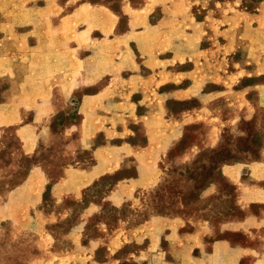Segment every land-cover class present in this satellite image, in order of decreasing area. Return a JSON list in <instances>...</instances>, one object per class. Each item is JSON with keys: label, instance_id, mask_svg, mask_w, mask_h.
Segmentation results:
<instances>
[{"label": "rangeland", "instance_id": "obj_1", "mask_svg": "<svg viewBox=\"0 0 264 264\" xmlns=\"http://www.w3.org/2000/svg\"><path fill=\"white\" fill-rule=\"evenodd\" d=\"M10 99L27 123L41 109L35 129L57 135L39 155L13 156L15 125L5 128L0 264H264L261 206L217 171L241 154L227 133L207 143L231 127L179 119L205 104L224 121L234 104L264 114V0H0V103ZM244 124L264 132V117ZM164 131L182 133L156 154L155 182H124L116 132ZM69 137L90 147L65 149ZM100 145L107 176L74 191L48 183L32 208L35 192L11 194L36 158L59 180L64 166L93 164Z\"/></svg>", "mask_w": 264, "mask_h": 264}, {"label": "crops", "instance_id": "obj_2", "mask_svg": "<svg viewBox=\"0 0 264 264\" xmlns=\"http://www.w3.org/2000/svg\"><path fill=\"white\" fill-rule=\"evenodd\" d=\"M26 101L23 105L33 104V100L28 99ZM36 103H38L37 100ZM12 105L11 99L0 103V149L5 147L4 140L9 133L5 132V128L11 125H15V127L10 134L17 140L19 145L16 149L9 150L13 156L18 155L32 158L33 155H39L43 149L52 147L53 142H50L52 140L51 137H54L57 133L37 132L35 129L37 126L36 120L38 115L41 114V109H35L31 112V118L34 119L27 123L21 120V114L17 113L14 108H11ZM217 110L219 112H216ZM200 113L206 118H217L219 120H209L215 128L217 127V131H219V126L224 124V122L231 127L230 132H208L207 143L211 147L219 145V143H223L224 141L222 138L223 134H228L230 137V142L228 143L229 151L233 154L241 155H236L232 159L221 162L217 167V171L226 180L237 186L244 205L256 203L261 206L257 223L264 226V132H250L248 128L241 127L245 125L244 123L254 125L256 121H260L264 117L262 108H258L255 104L251 108L246 103L241 105L234 104L228 110L227 121H224L223 110L214 109L212 111L211 107L209 109L208 105L205 104L193 112L184 111L179 116L180 122L183 124L191 119H195ZM116 133L119 136L125 137L122 139L121 145L116 146L117 149L125 151V154L122 156L125 160L122 159L124 161H122L123 166H118L115 168V171L119 173L121 170L131 169V176L122 178L119 176V178H124V182L130 181V183L137 187H143L153 184L156 180V154L164 152L182 132H141V135L138 132ZM130 133H132V141H128V138H131ZM90 141V139H85L84 142L81 139L76 141L72 137H69L64 147L72 152H76L80 149L89 148ZM214 141H216L215 144ZM106 149L103 145L95 149V154H99L100 156L93 164L62 167L59 180L58 178L53 180L52 167L49 160L36 158L29 165L21 185L15 188L11 194H15L18 191L35 192L34 195L29 196L30 202L27 206L28 208H32L40 200L38 193L48 183H52L53 191L59 190L64 185H73V188H70L69 191H74L77 189L74 185L78 183L82 188L84 185L90 184L94 179L108 175V163L105 156ZM253 151L256 152L255 157L245 156V154ZM69 158L71 157L69 156ZM75 176L78 180L72 183L71 177L75 178Z\"/></svg>", "mask_w": 264, "mask_h": 264}]
</instances>
